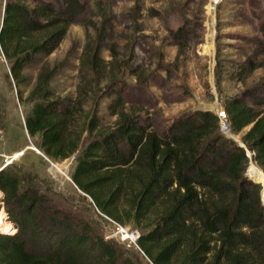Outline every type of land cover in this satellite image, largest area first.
I'll list each match as a JSON object with an SVG mask.
<instances>
[{
    "label": "trees",
    "instance_id": "obj_1",
    "mask_svg": "<svg viewBox=\"0 0 264 264\" xmlns=\"http://www.w3.org/2000/svg\"><path fill=\"white\" fill-rule=\"evenodd\" d=\"M85 10L84 0L3 1L0 52L18 102L30 104L27 134L47 158L73 157L72 182L113 221L122 222L115 213L121 203L136 226L157 210L136 240L152 264H264L261 186L246 175V149L264 173V109L248 102L253 91L223 104L231 131L245 129L243 145L220 132L211 110L184 114L157 131L149 118L125 111L114 88L109 108L118 118L110 130L96 133L100 122L86 108L88 88L75 97L55 91L61 63H42L23 96L30 85L25 70L51 54ZM80 61L95 70L94 52ZM0 190L14 226L0 232V264H136L86 216L52 202L34 185L22 186L14 168L0 170Z\"/></svg>",
    "mask_w": 264,
    "mask_h": 264
},
{
    "label": "rangeland",
    "instance_id": "obj_2",
    "mask_svg": "<svg viewBox=\"0 0 264 264\" xmlns=\"http://www.w3.org/2000/svg\"><path fill=\"white\" fill-rule=\"evenodd\" d=\"M84 2L85 13L69 26L58 47L25 70L30 85L22 88L23 96L34 84L41 64L47 62L62 64L52 84L57 94L75 97L88 88L91 97L86 108L93 109L100 122L96 133L110 130L118 118L109 108L115 97L109 96L112 88L118 90L125 111L149 118L157 131L196 110L215 112L223 108L225 98L247 90L255 95V100L249 97L248 102L264 109V0ZM93 52L95 70L80 61ZM0 106V167L14 168L22 186L34 185L52 202L86 216L105 239L113 240L136 264H152L136 239L119 241L115 221L102 214L72 182L73 157L55 162L41 153L38 140L27 134L24 114L30 104L18 102L1 52ZM244 130L234 133L230 129L233 138L225 136L241 144ZM18 153V158L8 164L7 157ZM251 156L246 174L260 184L261 193L262 184L249 174L251 167L257 166ZM0 196V212H4L3 220L0 216L1 232L13 224L7 220L1 190ZM260 197L264 209V195ZM118 206L115 213L122 218L121 226L139 235L144 228L149 229L157 214L153 210L136 226L127 221V205Z\"/></svg>",
    "mask_w": 264,
    "mask_h": 264
},
{
    "label": "built area",
    "instance_id": "obj_3",
    "mask_svg": "<svg viewBox=\"0 0 264 264\" xmlns=\"http://www.w3.org/2000/svg\"><path fill=\"white\" fill-rule=\"evenodd\" d=\"M215 113L217 114L218 118H219V128H220V132L224 135H228L230 136V127L229 124L227 122V118H226V113L224 111L223 108L219 107L215 110ZM230 138H233L232 136H230ZM250 157V155H249ZM1 198V196H0ZM116 227H115V236L119 239V241L122 242H127L128 240H132L134 241L135 239L137 240L139 237V234L134 232V231H129L127 232V230H125L118 222H115ZM10 229H14V226L11 225ZM137 245V244H136Z\"/></svg>",
    "mask_w": 264,
    "mask_h": 264
},
{
    "label": "bare ground",
    "instance_id": "obj_4",
    "mask_svg": "<svg viewBox=\"0 0 264 264\" xmlns=\"http://www.w3.org/2000/svg\"><path fill=\"white\" fill-rule=\"evenodd\" d=\"M29 148H32V147H29ZM249 153L250 152H248V155H250ZM18 156H19V153L7 157V163L10 164L13 160L17 159ZM52 166H54V168H56L57 171L61 172L62 174H65L64 171L61 170V168L59 167L58 164L53 163ZM249 174L253 179H255L257 182H260L262 184L263 188L261 191V196H263L264 195V173L262 172V170L259 167L253 165L250 169Z\"/></svg>",
    "mask_w": 264,
    "mask_h": 264
},
{
    "label": "water",
    "instance_id": "obj_5",
    "mask_svg": "<svg viewBox=\"0 0 264 264\" xmlns=\"http://www.w3.org/2000/svg\"><path fill=\"white\" fill-rule=\"evenodd\" d=\"M237 143H239L240 144V142L239 141H237ZM242 143V142H241ZM241 145H243V143L241 144ZM248 149H246V154H247V156L249 157V155H248ZM250 153V155H252V152L251 151H249ZM5 166H2V167H0V170L2 169V168H4ZM247 175V174H246ZM260 195H261V193H260Z\"/></svg>",
    "mask_w": 264,
    "mask_h": 264
}]
</instances>
